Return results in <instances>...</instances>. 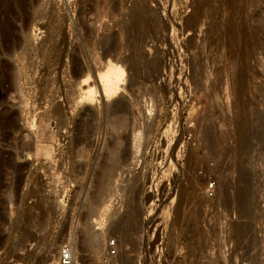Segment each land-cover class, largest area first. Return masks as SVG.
I'll use <instances>...</instances> for the list:
<instances>
[{
    "label": "rangeland",
    "instance_id": "obj_1",
    "mask_svg": "<svg viewBox=\"0 0 264 264\" xmlns=\"http://www.w3.org/2000/svg\"><path fill=\"white\" fill-rule=\"evenodd\" d=\"M0 130V264H47L66 241L95 264L111 234L123 264H158L159 243L160 264H264V0H0ZM110 150L123 161L100 187Z\"/></svg>",
    "mask_w": 264,
    "mask_h": 264
},
{
    "label": "bare ground",
    "instance_id": "obj_2",
    "mask_svg": "<svg viewBox=\"0 0 264 264\" xmlns=\"http://www.w3.org/2000/svg\"><path fill=\"white\" fill-rule=\"evenodd\" d=\"M253 2V1H252ZM82 14V13H81ZM6 20V19H5ZM3 23V22H2ZM26 28V27H25ZM9 29V28H8ZM53 29V28H52ZM3 30V29H2ZM4 31V30H3ZM7 33V32H6ZM17 33V32H16ZM245 33V32H244ZM247 33V32H246ZM3 35V34H2ZM20 35V34H19ZM8 37V36H7ZM246 37H248V34H247V36ZM245 37V38H246ZM242 39V38H241ZM247 39V38H246ZM30 40V39H29ZM245 42V41H244ZM243 42V43H244ZM246 43V42H245ZM9 46V45H8ZM27 46V45H26ZM249 47V46H248ZM231 48V47H230ZM245 48V47H244ZM247 48V47H246ZM12 50V49H11ZM232 50V49H231ZM231 52V51H230ZM11 53V52H10ZM15 54V53H14ZM17 56H18V54H17ZM20 56V55H19ZM24 58V57H23ZM1 62H2V60H1ZM5 62V61H4ZM59 62V61H58ZM10 66V65H9ZM8 66V67H9ZM119 67V66H118ZM117 66H114V65H111V64H109L108 65V68H105L104 69V71L103 72H100L101 74H100V76H99V79H98V81H99V84H100V86H101V89L103 90V92L107 95V96H110L111 97V95H115V93H116V91L120 88L119 87V83H120V80H122L123 79V75H124V73H123V69L122 68H118ZM246 67V66H245ZM28 69V68H27ZM4 70V69H3ZM4 71H6V70H4ZM6 72H8V71H6ZM17 73V72H16ZM20 73V72H19ZM25 74V73H24ZM16 75V74H15ZM20 75V74H19ZM235 75V74H234ZM243 73L240 71V72H238V74H237V77L235 78V79H237L238 81H239V83L236 85V88H235V90H234V96H235V98H236V100H235V102H237L236 103V106H239V104H240V101H239V99H240V97H241V95H242V93L244 92V90L245 89H247V87H245V82L243 83V79H245V78H243ZM87 76V75H86ZM89 76V75H88ZM15 77V76H14ZM19 77V76H18ZM5 79V78H4ZM16 79V78H15ZM88 80H89V78H84L82 81H81V83H80V85H81V87L83 86L84 87V85H86L85 86V88H86V90L84 91V94L86 95V100L88 99V100H92L93 99V92L95 91L94 90V87H93V85H89V83H88ZM118 81H119V83H118ZM245 81V80H244ZM94 82V81H93ZM9 83H11V82H9ZM17 83V82H16ZM15 84V83H14ZM121 84H122V82H121ZM16 85V84H15ZM19 85V84H18ZM246 86H247V84H246ZM19 87V86H18ZM81 87H80V89H81ZM235 87V86H234ZM249 87V86H248ZM16 88H17V86H16ZM6 89V88H5ZM227 90V89H226ZM10 91V90H9ZM18 91H20V90H18ZM231 91H232V89H231ZM83 95V94H82ZM10 96V95H9ZM5 97V96H4ZM23 97V96H22ZM80 97V96H79ZM78 97V98H79ZM109 97V98H110ZM21 99V98H20ZM83 99V98H82ZM9 100V99H8ZM85 100V101H86ZM88 100L86 101V102H88ZM94 100V99H93ZM241 100V99H240ZM244 100V99H243ZM23 101V100H22ZM83 101V100H82ZM116 101V100H115ZM242 101V100H241ZM71 102V101H70ZM77 102V101H76ZM93 102V101H92ZM72 103V102H71ZM243 103V102H242ZM113 105L112 106H110L111 108V112H112V114L114 115V117H115V115H117L116 117H115V119H114V122H113V124H115V125H119V126H125L126 125V123H127V121H126V118H125V116L123 117L122 115H120V113L121 112H126L127 110V108H126V106H128L126 103H124V102H122V101H120V99L119 100H117V102H116V104H114V102L112 103ZM242 105V104H241ZM241 105H240V108L238 109L239 111H240V109H241ZM247 105V104H246ZM53 106V105H52ZM62 106V105H61ZM60 106V103H58V104H56V105H54L52 108H51V111L52 112H54V114L56 113V112H58V113H60L61 115H64V109L65 108H63V107H61ZM235 107V106H234ZM247 108V107H246ZM4 109V108H3ZM5 110V109H4ZM148 110H150V109H148ZM244 110V108L241 110V111H243ZM229 111V110H228ZM238 111V112H239ZM5 112V111H4ZM130 112V111H129ZM253 112V111H252ZM257 112V111H256ZM255 112V113H256ZM13 113V112H12ZM127 113V112H126ZM132 113V112H131ZM240 113H242V112H240ZM5 114H6V112H5ZM51 114V113H50ZM125 114V113H124ZM258 113H256V115H257ZM9 114H7V116H8ZM14 115V114H13ZM12 115V116H13ZM53 115V114H52ZM56 115V114H55ZM120 115V117H118ZM127 115V114H126ZM242 114H240V116H241ZM244 115V114H243ZM245 115H247V114H245ZM250 115V114H249ZM7 116H5L6 117V119H5V122H3L4 123V125H5V127H7L8 125H10L11 123H10V121L12 120L11 119V115H9L8 117ZM132 117V116H131ZM248 117V116H247ZM246 117V118H247ZM258 117H260V115L258 116ZM263 117V116H262ZM58 118V117H57ZM56 118V120H58ZM61 118V117H60ZM130 118V117H129ZM133 119V118H132ZM60 120V119H59ZM58 120V121H59ZM15 121V120H14ZM12 122V121H11ZM251 122V121H250ZM10 123V124H9ZM86 123V122H85ZM12 124H14L13 122H12ZM58 124V123H57ZM112 124V123H111ZM253 124H255V123H253ZM3 125V126H4ZM241 128H240V132H241V134H242V141H241V146H244L243 148L245 149V147H246V149H247V146H248V144H249V142L251 141L250 139H251V136L253 135V134H255V131H254V129H256V128H254L253 130L251 129V128H247V127H245L246 125H245V119H244V117H242L241 118ZM92 126V125H91ZM127 126V125H126ZM261 126H263V125H261ZM83 127V126H82ZM152 127V126H151ZM128 128V127H127ZM261 128V127H260ZM1 131V130H0ZM263 131V130H262ZM130 132V131H129ZM82 133V132H81ZM131 133V132H130ZM263 133V132H262ZM261 132H260V134H262ZM259 135V134H258ZM260 136H263V135H260ZM254 137V136H253ZM46 138V140H47V142H50V140H52L54 137H53V135H47V137H45ZM52 138V139H51ZM253 139V138H252ZM44 140V139H43ZM56 140V139H55ZM238 142V141H237ZM264 142V141H263ZM29 143H31V142H29ZM46 143V142H45ZM239 143V142H238ZM25 144H27V142L25 143ZM257 144V143H256ZM263 144V143H262ZM250 145V144H249ZM29 147H30V144H29ZM113 147V146H112ZM31 148V147H30ZM40 148V147H39ZM38 148V149H39ZM111 149H113V148H111ZM41 150V149H40ZM48 150V149H47ZM113 150H116V149H113ZM112 150V151H113ZM108 151V150H107ZM111 151V150H110ZM112 151L110 152V153H112ZM117 151V150H116ZM125 154H126V152H125ZM243 154V153H242ZM107 155H105V157H106ZM112 156V157H111ZM108 155V159L109 160H107V161H109L108 163L107 162H105V160L103 161V162H101L100 163V167L102 168V170H103V174L101 173V175L99 174L98 175V185L101 187V185L103 184V182L104 181H109V180H105V177L106 176H111V178L112 177H114L113 176V174H111V171H112V169L113 168H115L117 165H119V164H121L120 162V160L122 159V161H123V156H119L118 154H116L114 151H113V153H112V155ZM127 156V155H126ZM126 156H124V157H126ZM128 158V157H127ZM117 168V167H116ZM101 170V171H102ZM242 170V173L243 174H245V176H246V178L244 179V181H246L245 182V184L243 185V187L240 189V190H238L237 189V194L235 193V195H236V197H235V199H237L238 200V202H239V205H240V212L239 213H248L249 212V206H250V202L252 201V197L254 196V186H253V184H252V182H251V179H249V177L247 178V176H248V174H250V173H248L249 171L246 169V168H242L241 169ZM240 173V172H239ZM240 176V175H239ZM109 178V177H108ZM114 179V178H113ZM111 181V180H110ZM235 190V189H234ZM227 191V190H226ZM225 191V192H226ZM228 196V195H227ZM234 197V196H233ZM228 201V200H227ZM253 211V210H252ZM241 213V214H242ZM245 215V214H244ZM127 216V215H126ZM119 219V218H118ZM117 221V220H116ZM121 221V220H120ZM122 222V221H121ZM121 222H119V221H117L116 223L113 221V223L112 222H110V223H112V228H113V230H116V232H117V230L120 228V226H121ZM124 222V221H123ZM125 224V223H124ZM122 225H123V223H122ZM109 227V226H108ZM124 227V226H123ZM124 229V228H123ZM119 231V230H118ZM123 231V230H122ZM111 232V231H110ZM109 232V233H110ZM239 232V231H238ZM112 235V234H111ZM199 236V235H198ZM85 238V237H84ZM87 238H88V236H87ZM92 239V238H91ZM94 239V238H93ZM94 241V240H93ZM96 241V240H95ZM104 242V241H103ZM62 247V246H61ZM60 247V248H61ZM60 250V249H59ZM59 253V252H58ZM72 253H73V245H72ZM73 257H74V259H75V261H76V263L78 264V262H77V260H76V257H75V255H74V253H73Z\"/></svg>",
    "mask_w": 264,
    "mask_h": 264
},
{
    "label": "built area",
    "instance_id": "obj_3",
    "mask_svg": "<svg viewBox=\"0 0 264 264\" xmlns=\"http://www.w3.org/2000/svg\"><path fill=\"white\" fill-rule=\"evenodd\" d=\"M214 182L209 181L206 185V194L212 195ZM163 246L159 243L154 248L156 263L160 264L163 261L164 253ZM47 264H77L72 253V244L64 242L55 259ZM80 264V263H79ZM95 264H123V250L119 239L115 235H107L104 239L103 246L99 257Z\"/></svg>",
    "mask_w": 264,
    "mask_h": 264
}]
</instances>
